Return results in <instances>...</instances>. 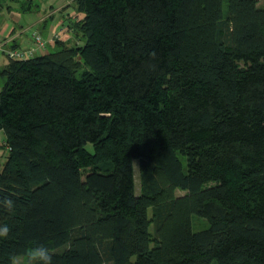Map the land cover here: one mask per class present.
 <instances>
[{
	"label": "trees",
	"instance_id": "trees-1",
	"mask_svg": "<svg viewBox=\"0 0 264 264\" xmlns=\"http://www.w3.org/2000/svg\"><path fill=\"white\" fill-rule=\"evenodd\" d=\"M72 3L81 43L0 68V264H264V5Z\"/></svg>",
	"mask_w": 264,
	"mask_h": 264
},
{
	"label": "rangeland",
	"instance_id": "rangeland-1",
	"mask_svg": "<svg viewBox=\"0 0 264 264\" xmlns=\"http://www.w3.org/2000/svg\"><path fill=\"white\" fill-rule=\"evenodd\" d=\"M4 7L0 8V23L7 22L11 27H15L16 30H23V34L26 36H30L33 32H38L44 40L48 39L46 36V24L51 26L52 29V40L56 38L62 39L69 32V27H67L74 19H80L83 17L82 13L76 12L73 7V0H35L36 3H39V10H36V7H33L29 12H21L18 1L9 0L6 1ZM258 4L263 6L264 0H258ZM6 5H10L7 9ZM66 7L65 9L60 8L61 6ZM59 8V9H58ZM54 9V10H53ZM58 10V11H56ZM54 13V15H51ZM42 20L39 22V19ZM52 18V19H51ZM64 28V29H63ZM71 37L68 40L69 43H81L82 37H77L76 33L70 31L69 34ZM58 47L53 43H47L45 48L36 49L35 54L39 55L41 53H49L55 51ZM7 57L3 51L0 50V64L6 61ZM81 73L78 72L77 76ZM5 135L3 131L0 130V166H2L5 162L6 155L8 153V149L4 143ZM91 148V145H88ZM134 171H135V185L136 190L139 192L140 188V178H139V168L138 161L134 162ZM177 195L183 194L182 190H176ZM207 227V221L205 218H202L197 215L192 216V228L194 231H198L200 229H204ZM20 258V264H23L26 256H17ZM13 264V262H12Z\"/></svg>",
	"mask_w": 264,
	"mask_h": 264
},
{
	"label": "crops",
	"instance_id": "crops-1",
	"mask_svg": "<svg viewBox=\"0 0 264 264\" xmlns=\"http://www.w3.org/2000/svg\"><path fill=\"white\" fill-rule=\"evenodd\" d=\"M60 8L65 9L66 11V7L61 6ZM59 9V8H58ZM54 10V9H53ZM58 11V10H56ZM51 15H54V13H52ZM52 19V18H51ZM42 20V18L39 19V22ZM69 27V26H67ZM46 36H48V39L46 40L47 43H51L53 42L52 40V29H53V25L49 26L46 24ZM64 29V28H63ZM72 31L71 28L69 29V32ZM68 32V34H69ZM23 30H16L15 27H11L7 22H3L2 24L0 23V43H5V48H11V45H15V48H31L34 49V51L36 52V45L33 41L32 35L30 36H26L23 34ZM66 35L65 37H62L63 40H71L69 39L71 36L70 35ZM14 49V48H11ZM7 57V56H6ZM8 62V57L6 59V61H4L2 64H0V68L3 67L4 65H6V63Z\"/></svg>",
	"mask_w": 264,
	"mask_h": 264
},
{
	"label": "clouds",
	"instance_id": "clouds-1",
	"mask_svg": "<svg viewBox=\"0 0 264 264\" xmlns=\"http://www.w3.org/2000/svg\"><path fill=\"white\" fill-rule=\"evenodd\" d=\"M9 211L15 207V201L9 197L0 201ZM10 228L7 224H0V238H7L9 236ZM13 264H20V258L13 255ZM23 264H54V253L46 244L40 243L32 246L26 253V258Z\"/></svg>",
	"mask_w": 264,
	"mask_h": 264
},
{
	"label": "built area",
	"instance_id": "built-area-1",
	"mask_svg": "<svg viewBox=\"0 0 264 264\" xmlns=\"http://www.w3.org/2000/svg\"><path fill=\"white\" fill-rule=\"evenodd\" d=\"M32 38H33V41L37 49L45 47L46 41L41 37V35L38 32L36 31L33 32ZM4 46H5V43H0V50L3 51L9 59H25V58L31 57L35 53L34 49H31V48L11 49V48H5Z\"/></svg>",
	"mask_w": 264,
	"mask_h": 264
}]
</instances>
